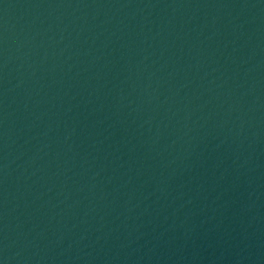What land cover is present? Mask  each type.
I'll return each mask as SVG.
<instances>
[{"label":"water","instance_id":"1","mask_svg":"<svg viewBox=\"0 0 264 264\" xmlns=\"http://www.w3.org/2000/svg\"><path fill=\"white\" fill-rule=\"evenodd\" d=\"M0 264H264V0H0Z\"/></svg>","mask_w":264,"mask_h":264}]
</instances>
